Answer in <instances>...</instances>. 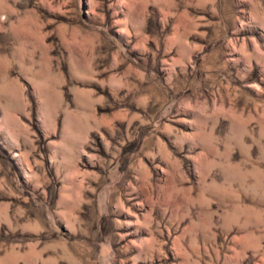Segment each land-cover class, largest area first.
Returning <instances> with one entry per match:
<instances>
[{
  "label": "rangeland",
  "instance_id": "374dc122",
  "mask_svg": "<svg viewBox=\"0 0 264 264\" xmlns=\"http://www.w3.org/2000/svg\"><path fill=\"white\" fill-rule=\"evenodd\" d=\"M0 264H264V0H0Z\"/></svg>",
  "mask_w": 264,
  "mask_h": 264
}]
</instances>
